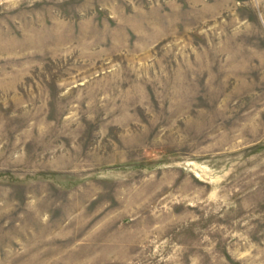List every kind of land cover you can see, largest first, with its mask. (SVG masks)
I'll list each match as a JSON object with an SVG mask.
<instances>
[{
	"label": "rangeland",
	"instance_id": "1",
	"mask_svg": "<svg viewBox=\"0 0 264 264\" xmlns=\"http://www.w3.org/2000/svg\"><path fill=\"white\" fill-rule=\"evenodd\" d=\"M0 264H264V0H0Z\"/></svg>",
	"mask_w": 264,
	"mask_h": 264
}]
</instances>
